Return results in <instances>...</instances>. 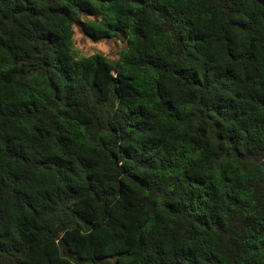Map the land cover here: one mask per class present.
I'll list each match as a JSON object with an SVG mask.
<instances>
[{
	"label": "clouds",
	"instance_id": "9594fccd",
	"mask_svg": "<svg viewBox=\"0 0 264 264\" xmlns=\"http://www.w3.org/2000/svg\"><path fill=\"white\" fill-rule=\"evenodd\" d=\"M0 264H264V0H0Z\"/></svg>",
	"mask_w": 264,
	"mask_h": 264
}]
</instances>
